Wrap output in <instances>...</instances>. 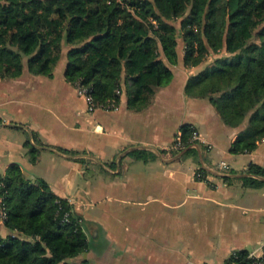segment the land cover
<instances>
[{
	"label": "crops",
	"instance_id": "crops-1",
	"mask_svg": "<svg viewBox=\"0 0 264 264\" xmlns=\"http://www.w3.org/2000/svg\"><path fill=\"white\" fill-rule=\"evenodd\" d=\"M204 67L186 69L179 82L175 73L140 111L129 109L125 93L117 109L89 111L65 78L64 59L51 77L0 80V175L17 165L68 200L88 233L90 248L81 257L88 264H226L236 251L260 254L264 178L255 177L263 182L256 185L244 178L250 164L264 168V139L251 152H231L247 120L228 127L208 100L184 92ZM186 124L197 130L198 159L172 153ZM26 141L40 151L38 162H31ZM134 150L153 157L137 160ZM88 161L103 173L79 185L81 194L70 193L66 176ZM0 233L8 234L1 210Z\"/></svg>",
	"mask_w": 264,
	"mask_h": 264
},
{
	"label": "trees",
	"instance_id": "trees-1",
	"mask_svg": "<svg viewBox=\"0 0 264 264\" xmlns=\"http://www.w3.org/2000/svg\"><path fill=\"white\" fill-rule=\"evenodd\" d=\"M220 51L228 56L192 77L184 92L208 100L228 127L247 120L231 152H251L264 139V0H0V80L51 77L64 59L66 80L90 89L95 108L118 104L125 93L129 109L143 110L172 82L174 67H197ZM180 132L182 147L172 153L198 159L196 128ZM24 146L38 162L40 151ZM197 173L205 178L203 168ZM247 173L246 184L263 183V167L250 164ZM0 210L8 233H0V264H88L82 218L43 179L12 166L0 175ZM249 254L236 251L226 264H264V256Z\"/></svg>",
	"mask_w": 264,
	"mask_h": 264
},
{
	"label": "rangeland",
	"instance_id": "rangeland-1",
	"mask_svg": "<svg viewBox=\"0 0 264 264\" xmlns=\"http://www.w3.org/2000/svg\"><path fill=\"white\" fill-rule=\"evenodd\" d=\"M183 51H184V48H182V52ZM227 56L228 55L224 51H220V52H218L216 54H210L209 56L206 57L205 62L203 63L205 65L204 68H206V66H210L216 58L227 57ZM62 61L63 60H61L59 62L62 63ZM186 69H191V68H185L181 64L176 66V67H174V74L176 73V77H177L176 78V82H179L180 80H182L183 72L186 71ZM181 72H182V74H181ZM113 109H117V104L113 103ZM180 135H181V132L176 136L177 138L175 137V139H176L175 141H177L178 138L180 139ZM165 156L166 155L164 153L163 157H165ZM75 167L76 168L74 169V171H72L73 173H71V174L69 173L68 176H66V178L67 177L68 178L66 179L67 181H65L66 188H68L67 190L70 193H73V194H76V193L81 194V192H79L78 189H77L79 187V185L80 186L83 185V184L86 185L87 181L91 180L95 174L103 173L99 164L90 163V161H88L86 163V165L85 164L83 165L82 163H79ZM80 173H81V175H80ZM84 189H85V187H84ZM82 194H83L84 197L88 198V196L85 194V192H83Z\"/></svg>",
	"mask_w": 264,
	"mask_h": 264
},
{
	"label": "built area",
	"instance_id": "built-area-1",
	"mask_svg": "<svg viewBox=\"0 0 264 264\" xmlns=\"http://www.w3.org/2000/svg\"><path fill=\"white\" fill-rule=\"evenodd\" d=\"M78 94L83 96L87 105H88V108H89V111H93L95 110V106L93 105V102H92V97L90 95V89H88L87 87H84L82 85H80V83H77L74 85ZM105 109H113V103H109L108 106L105 108ZM182 146L180 144V139L178 138L177 141H176V145H175V149H180ZM191 147H195V144H193ZM223 166H225V163L222 162L221 163ZM226 167V166H225ZM197 178L201 176L200 173H197L196 174ZM5 217V213L4 212H1V220H3ZM250 257L252 258H255V259H260L264 256V246L262 247V250L260 252V254H256V253H250L249 254Z\"/></svg>",
	"mask_w": 264,
	"mask_h": 264
}]
</instances>
